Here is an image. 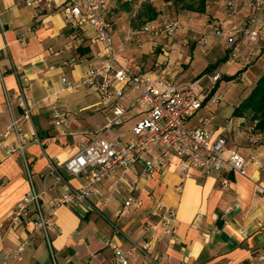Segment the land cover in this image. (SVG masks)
<instances>
[{"label": "crops", "instance_id": "crops-1", "mask_svg": "<svg viewBox=\"0 0 264 264\" xmlns=\"http://www.w3.org/2000/svg\"><path fill=\"white\" fill-rule=\"evenodd\" d=\"M27 1L0 0V263L6 253L30 238V244L20 256L12 257L11 264H120L109 242L132 251L128 264H261L264 192H259L258 187L264 186V143L254 146L249 138L254 130H264L254 128L256 121L249 114L235 115L238 105L227 110L228 105L218 92L220 102L207 101L187 125L198 127L202 117H209L210 126L226 136L227 152L234 150L244 156L255 153L262 161L261 167L251 165L243 174L231 170L205 173L192 168V175L185 177L177 157H173L172 166L152 174L145 171L144 161H140L98 184L99 196L89 197L94 211L86 212L74 205L59 207L49 238L34 230L37 215L34 205L23 213L21 221L15 219L17 204L32 185L38 192H46L41 198L43 207L52 203L56 193L82 186L86 175H73L63 165L112 121L113 106L119 100L101 102L98 94L87 87L83 96L91 98L71 97L79 89H66L62 78L81 80L105 62L104 48L90 26L80 23V18L76 23L65 19L64 6L70 0H40L31 6ZM223 1L208 0L204 13L191 11V22L184 25L173 42L180 50L173 56L171 51L169 57L172 80L194 79L213 66L221 69L224 79V59L230 66L240 63L241 78H247L248 74L252 89L264 74V32L257 43L242 46L239 61L229 59L232 43L240 38L237 30L253 7L249 0H238V11L231 13ZM162 11L163 7L153 1L107 0L104 13L111 23L116 48L119 50L122 38L136 27L140 18L152 21L149 18L155 12L160 17ZM206 13L215 20L198 17ZM157 17L154 20L160 19ZM211 26H221L222 33L206 31L210 37L202 44L207 45L202 54L207 63L202 71L191 72L185 57L188 49L196 46L189 45H193L189 32L199 33ZM159 46V39L151 40L145 34L119 53L120 62L135 73L155 71L164 58ZM254 46L260 51L252 58L248 51ZM235 79L240 77L235 75ZM20 94L28 102V112L16 100ZM134 96L131 88V96L122 100L123 104L128 106ZM71 107L75 109L74 115L70 114ZM55 109L67 112L65 124H56ZM143 115L140 108L129 109L124 123L115 126L122 127L121 131L116 132L113 127L105 136L130 141L134 137L132 128ZM52 124L58 128H52ZM17 131L28 142L24 153L9 154L8 147L17 143ZM156 152L146 154L144 159ZM61 170L67 175L63 176ZM130 195L138 203L120 212ZM100 196L107 201L100 200ZM159 204L177 211L173 238L163 233L155 215ZM146 239L153 240L152 248L137 249L136 245Z\"/></svg>", "mask_w": 264, "mask_h": 264}, {"label": "built area", "instance_id": "built-area-1", "mask_svg": "<svg viewBox=\"0 0 264 264\" xmlns=\"http://www.w3.org/2000/svg\"><path fill=\"white\" fill-rule=\"evenodd\" d=\"M40 0H28L29 6L39 4ZM107 0H70L64 6V16L69 23H85L94 31L96 40L105 51V62L91 69L81 80L71 81L63 77L62 82L68 90H78L81 87L93 89L101 102H111L122 97L127 87L135 91L131 103L126 106L116 100L113 106V119L101 131L94 134L91 140L63 167L71 174L80 176L85 174L84 183L79 188L62 190L55 194L49 206L41 205V198L46 196L45 191L38 192L32 185L30 192L17 204L15 219L21 221L22 215L31 205L37 209L33 221L35 231H42L49 238L50 230L56 225V210L64 205L79 206L84 211H94V206L89 202V197L99 196L98 184L105 179L114 177L120 169H128L136 163L144 161L145 171L152 174L166 166L174 164L173 157L180 159V170L185 177L192 175V168H200L205 173L231 170L236 173H246L251 165L262 166L261 159L255 153L244 156L237 151L227 152V138L223 133H217L210 126V118L202 117L201 125L191 128L187 125L207 101L218 103L221 100L217 94V84L223 79V73L217 66L202 72L194 79L177 82L172 80L170 73V54L173 42L184 28L183 21L179 18L166 20L147 21L141 26V32L147 33L151 40H160V53L164 57L155 71L135 73L125 67L119 59V50L115 47L111 37V26L104 13ZM249 5L253 12L247 16L237 30L240 38L232 43L229 59H241L242 46L249 43L255 44L264 32V0H250ZM226 9L238 11V0H227ZM213 32L222 33L221 26H215ZM210 34L204 32L199 38L201 44H206ZM260 49L250 47L248 54L255 58ZM176 65H180L176 62ZM18 103L28 112V102L23 94L16 97ZM140 108L144 115L133 126L134 137L124 142L119 137L108 138L113 127L124 123L125 114L129 109ZM53 118L57 125L65 124L68 114L65 110L55 109ZM256 128V124L254 126ZM252 145L264 143V131H253L250 138ZM28 138L17 131V143L10 145L8 153H24ZM2 142L0 141V147ZM157 150L149 159L144 156ZM135 189V188H134ZM182 189L181 186L178 187ZM259 192H264V186L259 185ZM107 201L106 197H99ZM138 203L134 195H130L120 212L127 206ZM159 224L165 235L174 237L177 211L173 207L159 204L155 210ZM157 241L160 238L156 239ZM31 239L21 241L17 247L5 254L0 264H11L13 256H20L30 244ZM152 239H146L136 248L147 251L152 248ZM115 254V260L120 264L129 263V255L121 245L109 242ZM264 264V255L260 256Z\"/></svg>", "mask_w": 264, "mask_h": 264}, {"label": "rangeland", "instance_id": "rangeland-1", "mask_svg": "<svg viewBox=\"0 0 264 264\" xmlns=\"http://www.w3.org/2000/svg\"><path fill=\"white\" fill-rule=\"evenodd\" d=\"M141 1L142 2H148V3L153 1L158 7H160V6L163 7L164 11H162L163 12L162 15L160 17H157V18H160L159 20H161V21L175 17V18H179L180 20H182L184 25H186V23H190L192 20L191 16H193V13L191 11L184 10L181 8L180 5H176L173 2H167L165 0H141ZM226 1L227 0H224L222 4L225 5ZM207 5H208V3H207ZM198 17H201L204 20L214 19V17L210 13H206L205 15L200 14ZM145 21H146V19L140 18L139 21L137 22L136 27L133 28L132 30H129V32H127L125 34L126 36L124 38H122V41H121L120 45L118 46L119 53L123 52L125 47L129 46L130 43L134 44L135 42L140 40L141 36H144L145 34H147V33L141 32V26L145 23ZM110 26H111V23H110ZM212 27L213 26L208 27L205 31H200L199 33L197 31L189 32V34H190L189 39H190V41H192L191 43H193V45L192 44H189V45L191 47L196 46L194 49L189 48L187 55L185 57V62H186L187 66L189 67V70L191 72L198 73V72L202 71L203 68L205 67L206 63H207L206 57L202 54L203 49L206 48L207 45L200 44L198 40L203 35L204 32L212 30L213 29ZM111 30H112V26H111ZM149 38H150V36H149ZM178 50H180V47L173 46L172 56ZM239 67H240L239 62H236L235 64L230 66L229 63L227 62V60L224 61V66L222 67L226 77L220 81L219 88H218L217 92H218V94L223 95V101H225L228 105L227 110L234 109L235 106L239 105L241 102H243L250 95V93L252 91V86L248 84V79H247L249 77V75L246 74L247 78H241V70ZM235 75H238L240 77V79L230 78V77H235ZM84 90H86L85 87L79 88V90L76 92L77 94H75L71 97L77 98L79 95H82V98L84 100L91 98V96H87V97L83 96L82 92ZM130 96H131V88L127 87L125 89L124 96L118 97V98H119V101L121 103H123L122 100H127V98ZM74 112H75V109H73V107H71L70 114L74 115ZM33 119H34V122L37 123V118L33 117ZM124 119L126 120V116L124 117ZM127 124H131V122H128ZM127 124H125L124 126H126ZM51 126L54 129L58 128L55 124H52ZM121 129H122V127H115L114 131L120 132ZM40 136L43 137L44 134L42 132H40ZM46 144L48 145V142H46ZM61 173L63 176L67 175V172L65 170H61Z\"/></svg>", "mask_w": 264, "mask_h": 264}, {"label": "trees", "instance_id": "trees-1", "mask_svg": "<svg viewBox=\"0 0 264 264\" xmlns=\"http://www.w3.org/2000/svg\"><path fill=\"white\" fill-rule=\"evenodd\" d=\"M180 5L182 9L204 13L208 0H165ZM157 17L155 12L149 20H154ZM225 61V59L223 60ZM213 67H208L209 70ZM235 78V77H230ZM219 84V83H218ZM217 84V85H218ZM234 114L237 116L249 114L252 121H256V128L264 130V74L257 80L250 95L241 102L235 109Z\"/></svg>", "mask_w": 264, "mask_h": 264}]
</instances>
